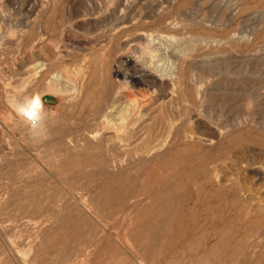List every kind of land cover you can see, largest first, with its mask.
<instances>
[{"label":"rangeland","instance_id":"374dc122","mask_svg":"<svg viewBox=\"0 0 264 264\" xmlns=\"http://www.w3.org/2000/svg\"><path fill=\"white\" fill-rule=\"evenodd\" d=\"M0 264H264V0H0Z\"/></svg>","mask_w":264,"mask_h":264},{"label":"clouds","instance_id":"9594fccd","mask_svg":"<svg viewBox=\"0 0 264 264\" xmlns=\"http://www.w3.org/2000/svg\"><path fill=\"white\" fill-rule=\"evenodd\" d=\"M16 115L32 133L39 134L43 132L45 116L39 95L25 97L17 103Z\"/></svg>","mask_w":264,"mask_h":264},{"label":"bare ground","instance_id":"6f19581e","mask_svg":"<svg viewBox=\"0 0 264 264\" xmlns=\"http://www.w3.org/2000/svg\"><path fill=\"white\" fill-rule=\"evenodd\" d=\"M130 58H131V57H130ZM130 58H129V59H130ZM129 59H127V60L130 61ZM127 60H126V61H127ZM171 61H172V60H171ZM82 76H83V75H82ZM133 80H134V79H133ZM128 82H129V81H128ZM122 88H123V86H122ZM121 90H122V89H121ZM123 91H124V90H123ZM123 91H122V92H123ZM120 92H121V91H120ZM126 92H127V91H126ZM138 92H139V91H138ZM123 93H124V92H123ZM129 93H130V91H129ZM144 93H145V92H144ZM120 94H121V93H120ZM34 95H39V96L41 97V95L38 94V93H35V94L31 95V96H34ZM131 95H133V94H131ZM131 95L126 93V94H122L121 96H127V98H128V97L131 96ZM134 95H136V94H134ZM133 97H135V96H133ZM123 98H124V97H123ZM130 98H131V97H130ZM128 99H129V98H128ZM132 99H133V98H131V100H132ZM41 100H42V99H41ZM129 102H130V101H129ZM136 102H137V101H136ZM42 104H43V103H42ZM127 104H130V103H127ZM113 105H114V104H113ZM135 105H136V104H135V102H134L133 108L135 107ZM128 107H129V106H128ZM140 107H141V106H140ZM43 108H44V105H43ZM135 108H136V107H135ZM135 108H134V109H135ZM114 109H115V108H114ZM123 109H126V108H122L121 111H123ZM112 110H113V109H112ZM139 118H140V117H139ZM110 121H111V120H110ZM113 122H114V121H113ZM115 125H116V124H115ZM179 133H180V132H179ZM243 166H244V165H243Z\"/></svg>","mask_w":264,"mask_h":264}]
</instances>
